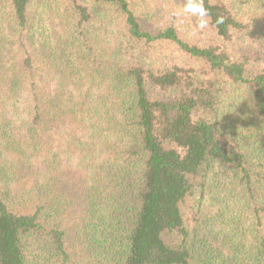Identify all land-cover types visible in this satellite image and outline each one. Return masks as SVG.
I'll return each instance as SVG.
<instances>
[{"label":"trees","instance_id":"obj_1","mask_svg":"<svg viewBox=\"0 0 264 264\" xmlns=\"http://www.w3.org/2000/svg\"><path fill=\"white\" fill-rule=\"evenodd\" d=\"M0 264H264V0H0Z\"/></svg>","mask_w":264,"mask_h":264},{"label":"rangeland","instance_id":"obj_2","mask_svg":"<svg viewBox=\"0 0 264 264\" xmlns=\"http://www.w3.org/2000/svg\"><path fill=\"white\" fill-rule=\"evenodd\" d=\"M161 95H162V94H159V93L153 91V93H152L151 96H152V98H156V97H157V98H160Z\"/></svg>","mask_w":264,"mask_h":264}]
</instances>
